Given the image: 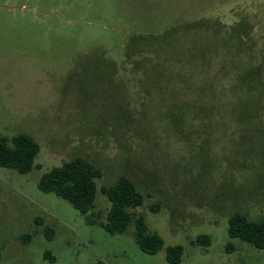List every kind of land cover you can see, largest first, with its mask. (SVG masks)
<instances>
[{
	"label": "rangeland",
	"instance_id": "374dc122",
	"mask_svg": "<svg viewBox=\"0 0 264 264\" xmlns=\"http://www.w3.org/2000/svg\"><path fill=\"white\" fill-rule=\"evenodd\" d=\"M19 133L41 150L29 173L0 166L1 264H173L176 244L177 264H264L229 234L236 212L264 218V0H0V137ZM77 156L103 173L98 223L38 187ZM121 175L155 254L134 220L101 224Z\"/></svg>",
	"mask_w": 264,
	"mask_h": 264
},
{
	"label": "trees",
	"instance_id": "16d2710c",
	"mask_svg": "<svg viewBox=\"0 0 264 264\" xmlns=\"http://www.w3.org/2000/svg\"><path fill=\"white\" fill-rule=\"evenodd\" d=\"M41 146L32 136L19 133L13 138L0 137V166L13 168L21 173H29L34 168V163L39 155ZM102 170L90 160L77 156L65 161L60 166H54L45 172L38 181V187L44 192H54L70 201L85 215L89 223H98L94 213L95 198L97 194V178L102 177ZM102 191L111 202L106 221L101 222L105 229L113 234L125 232L131 222L136 224V241L140 248L151 254L159 252L164 246L163 238L149 230L145 216L133 211L142 206L145 200L144 194L136 183L127 175H121L119 179L102 187ZM153 211L159 208L151 206ZM54 229L47 231L48 238H54ZM229 234L232 238H239L249 242L256 248L264 249V218L252 220L247 214L236 212L229 218ZM32 234L27 240H31ZM199 244H210L208 235H200L197 238ZM227 250L232 252L234 244L230 242ZM47 254L56 260L51 252ZM184 246L171 245L167 248V260L177 264L182 261ZM2 249L0 247V264Z\"/></svg>",
	"mask_w": 264,
	"mask_h": 264
}]
</instances>
